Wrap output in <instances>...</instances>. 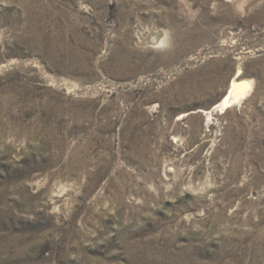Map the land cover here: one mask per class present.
<instances>
[{
  "label": "rangeland",
  "instance_id": "374dc122",
  "mask_svg": "<svg viewBox=\"0 0 264 264\" xmlns=\"http://www.w3.org/2000/svg\"><path fill=\"white\" fill-rule=\"evenodd\" d=\"M0 264H264V0H0Z\"/></svg>",
  "mask_w": 264,
  "mask_h": 264
},
{
  "label": "bare ground",
  "instance_id": "6f19581e",
  "mask_svg": "<svg viewBox=\"0 0 264 264\" xmlns=\"http://www.w3.org/2000/svg\"><path fill=\"white\" fill-rule=\"evenodd\" d=\"M165 35H166L165 33H154V34H151L148 37V40L146 41L152 45L160 46L162 45V43L166 41ZM250 86H251L250 82H246L244 83V85L240 83L236 85V81H233L231 83L229 92L226 93V96L222 98L223 100L219 102V106L223 108L229 106L231 102L235 101L241 95H244L247 91H249ZM237 89H241L240 91H242V89H245V90L247 89V90L246 91L243 90L244 92H242L241 95H239L240 91L238 93Z\"/></svg>",
  "mask_w": 264,
  "mask_h": 264
},
{
  "label": "water",
  "instance_id": "95a60500",
  "mask_svg": "<svg viewBox=\"0 0 264 264\" xmlns=\"http://www.w3.org/2000/svg\"><path fill=\"white\" fill-rule=\"evenodd\" d=\"M238 75V74H237Z\"/></svg>",
  "mask_w": 264,
  "mask_h": 264
}]
</instances>
